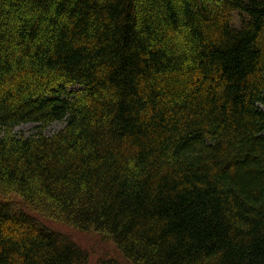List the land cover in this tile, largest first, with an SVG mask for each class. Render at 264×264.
<instances>
[{
	"label": "trees",
	"instance_id": "1",
	"mask_svg": "<svg viewBox=\"0 0 264 264\" xmlns=\"http://www.w3.org/2000/svg\"><path fill=\"white\" fill-rule=\"evenodd\" d=\"M63 229L264 264V0H0V264H90Z\"/></svg>",
	"mask_w": 264,
	"mask_h": 264
},
{
	"label": "rangeland",
	"instance_id": "2",
	"mask_svg": "<svg viewBox=\"0 0 264 264\" xmlns=\"http://www.w3.org/2000/svg\"><path fill=\"white\" fill-rule=\"evenodd\" d=\"M72 89L78 90L79 86H73ZM71 89V90H72ZM35 124L30 122L17 127L18 131L30 132L34 128ZM62 126V123H54L49 128L46 129V133H52ZM53 224V225H52ZM50 224L52 227H56L59 224ZM56 225V226H54ZM60 230L62 228L59 227ZM64 232L68 233L72 239H74L81 247L86 249L89 254L90 264H103L106 260L116 258L119 261H123V255L120 253L118 248L115 246L114 242L111 239L104 238L100 235L94 234L93 232L85 231H67L63 229ZM125 260V259H124ZM126 262V260H125ZM130 264L129 262H126Z\"/></svg>",
	"mask_w": 264,
	"mask_h": 264
}]
</instances>
